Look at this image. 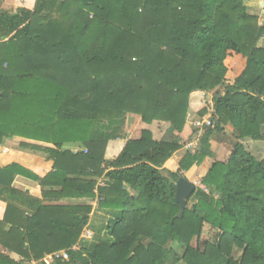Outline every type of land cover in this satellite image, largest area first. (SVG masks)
Masks as SVG:
<instances>
[{
    "label": "trees",
    "instance_id": "1",
    "mask_svg": "<svg viewBox=\"0 0 264 264\" xmlns=\"http://www.w3.org/2000/svg\"><path fill=\"white\" fill-rule=\"evenodd\" d=\"M251 1L25 0L29 7L0 13V145L18 137L53 146L21 145L52 163L44 175L0 166V264L66 250L68 261L51 264H264V160L240 143L264 142V25L247 13ZM201 92H214L216 112L202 148L225 126L237 142L181 211L176 182L207 155L186 154L167 175L161 168ZM127 115L167 123L171 140L144 129L125 141ZM117 141L125 142L107 159ZM69 144L81 151L63 150ZM16 176L39 183L42 199L13 188ZM102 176L97 209L112 215L108 240L72 252L92 208L59 203L95 200ZM206 231L212 240H200Z\"/></svg>",
    "mask_w": 264,
    "mask_h": 264
},
{
    "label": "rangeland",
    "instance_id": "2",
    "mask_svg": "<svg viewBox=\"0 0 264 264\" xmlns=\"http://www.w3.org/2000/svg\"><path fill=\"white\" fill-rule=\"evenodd\" d=\"M20 7H29V6L25 3V0H0V13L4 11L13 12ZM247 7H248L247 13L251 16L257 17L258 24L260 26L264 25V0H252L251 2L247 4ZM258 46L264 48V37L259 41ZM232 84H233V79L229 80L227 84H224L222 88H225L228 85H232ZM201 95L205 97L201 98ZM201 95L197 96L195 94V96L192 97V101L189 104V111H188V116L186 119V127L184 131L178 135L179 149L167 161L168 164L165 166V164L167 163L166 162L163 168H161V171L163 172L164 175H167V172H169V169L178 170L179 163L186 154H198L199 155V153L205 152L207 155L205 158L208 159L207 161H209L210 167L215 162H224V160L226 162L227 157L229 156L232 148L237 142L230 136V133H229L230 129H228V126H225L224 132L226 130L228 131L226 134L214 132V134L210 137L208 148H202L201 138L203 137V135L205 134L207 130H203L200 134H198L193 128V123L198 119H203L208 116L216 119V112H215V108L213 107V102H212V97L214 95V92H210V93L201 92ZM131 119H134L136 121L133 125L131 124ZM128 120H130L129 124L132 125V127L127 124ZM140 124L141 126L143 125L144 129H147L151 132V136L153 140L161 141V140L170 139L169 133H167L168 128H169V125L167 123L154 122L151 125H148L146 127V125L141 121V118L135 115L126 116L125 124L122 127V133L127 138L128 137L135 138L138 136L140 137L141 136ZM212 131H214L213 127H212ZM191 140H196L194 141L195 142L194 146L192 148H189V147L185 148L186 146H188L189 142H192ZM240 143L243 145L244 149L247 152H249L251 155H253L256 159L260 161L264 160V142L251 141L249 139H246V140L241 141ZM221 145L223 147H219ZM199 166L194 165L191 168H196ZM209 169L207 170V172L209 171ZM202 170L199 171V168L194 169L193 171L194 172L196 171L195 173H190L188 171H182L181 176L187 179L190 183H192L197 189L200 186L202 179L207 174V172L202 173V175L203 174L204 175L203 177H201V173L199 172H203ZM214 197L218 198L219 195L215 193ZM195 203H196V200L193 198L190 201H188L187 204H188V207H190ZM94 211L95 212L92 215L93 213V209H92L91 214H90L89 225L85 228L77 244L72 248V252L79 251L81 247H84L86 250H89L93 245L102 243L108 240V234H107L106 229L109 223L108 221L112 218V215L109 212L99 211L97 208ZM86 232H87V235H86ZM206 239L212 240L211 231H206L202 235L200 240H206ZM196 245H197V240L194 239L192 241V246L195 247ZM173 248L178 255H182L184 251L182 246L173 245ZM68 251L69 250H66L68 254V259L62 260V261L69 260ZM241 253H242L241 251H236L234 253V257L236 258V260L240 259ZM34 262L37 263L36 261ZM51 263L52 262H50V260L46 258V261H41L39 264H51Z\"/></svg>",
    "mask_w": 264,
    "mask_h": 264
},
{
    "label": "crops",
    "instance_id": "3",
    "mask_svg": "<svg viewBox=\"0 0 264 264\" xmlns=\"http://www.w3.org/2000/svg\"><path fill=\"white\" fill-rule=\"evenodd\" d=\"M135 122L136 121L134 119H131L132 125ZM129 123H130V120H128L127 124L130 125ZM132 125H130V126L132 127ZM146 127H147V125H146ZM143 129H144L143 125L141 126V124H140V132ZM228 129H230V128L228 127ZM230 131H231V129H230ZM227 132L228 131L226 130L225 133H227ZM125 138H126L125 141L136 140V139H139V136L135 137V138H132V137H128V138L125 137ZM125 141H117V142L110 143L109 151L107 152L106 158L112 159L114 156H117L119 154L122 146L124 145ZM22 144H26V145H30V146H37V147H44V148H53V146L50 144L36 142V141L24 139V138L16 137L13 139L6 140L3 145H0V166L5 167V166L10 165L12 163H19V164L26 166L27 168H30L31 171H34L39 175H44V174L48 173L51 170L52 163L46 161L45 154H43L39 151L27 148V147L24 148L23 146H21ZM219 147H223V146L221 145ZM63 150H69L72 152L81 151L80 146L77 144L64 145ZM229 156H230V154H229ZM229 156L227 157V160L229 159ZM207 160L208 159L205 158V160H203L204 162L201 163L199 167L191 168L190 170H188V172L195 173L196 171L194 172L193 171L194 169L199 168V171L203 169L202 170L203 172L198 171L199 173H201V177H203L204 174L202 175V173H206L210 167L209 161H207ZM222 163H225V160ZM167 164H168V162L165 164V166ZM169 171L175 172L176 169L175 170L169 169ZM107 181H108L107 178L104 176L96 179V187L94 189V194L96 195L95 200H68V199H65V200H62L59 204H61V205H77V206H83V205L86 206L87 205L90 207L92 206L91 208L93 209V213H92V215H93L95 212L94 210H96V208H98V188L104 187L105 183ZM100 183H102L103 185L99 186ZM12 187L15 188L16 190L26 194L29 197L39 199V200L42 199V189H41L39 183H37V182L31 181V180L24 178L22 176H16L14 181H13ZM57 203L50 201V200H46L44 202L45 205H57ZM5 210H6V203L3 201H0V221H2L4 218ZM46 256H44V258ZM44 258L41 261H43ZM40 262H37V264H39Z\"/></svg>",
    "mask_w": 264,
    "mask_h": 264
},
{
    "label": "built area",
    "instance_id": "4",
    "mask_svg": "<svg viewBox=\"0 0 264 264\" xmlns=\"http://www.w3.org/2000/svg\"><path fill=\"white\" fill-rule=\"evenodd\" d=\"M213 127V118L208 116L206 118L203 119H198L193 123V128L195 129V131L200 134L203 130H207L209 128ZM192 142H189L188 146H186L185 148H192L195 144L194 141L196 140H191ZM86 153V151H84ZM103 184L100 183L99 186H102ZM87 235V232H86ZM46 258L50 260V262H53L55 260H67L68 259V254L66 251H60V252H55L51 255H47L43 261H46ZM25 264H37L35 262H31V263H25Z\"/></svg>",
    "mask_w": 264,
    "mask_h": 264
},
{
    "label": "water",
    "instance_id": "5",
    "mask_svg": "<svg viewBox=\"0 0 264 264\" xmlns=\"http://www.w3.org/2000/svg\"><path fill=\"white\" fill-rule=\"evenodd\" d=\"M195 186L184 177L176 182L175 203L182 211L186 207L187 200L194 194ZM181 215V214H180Z\"/></svg>",
    "mask_w": 264,
    "mask_h": 264
}]
</instances>
